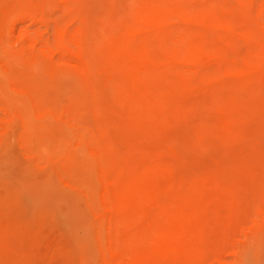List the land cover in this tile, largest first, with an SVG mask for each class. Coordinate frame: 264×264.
<instances>
[{"label": "rangeland", "instance_id": "obj_1", "mask_svg": "<svg viewBox=\"0 0 264 264\" xmlns=\"http://www.w3.org/2000/svg\"><path fill=\"white\" fill-rule=\"evenodd\" d=\"M0 264H264V0H0Z\"/></svg>", "mask_w": 264, "mask_h": 264}]
</instances>
